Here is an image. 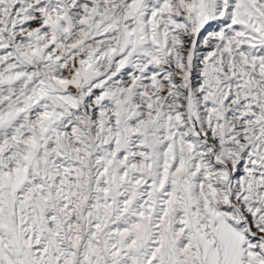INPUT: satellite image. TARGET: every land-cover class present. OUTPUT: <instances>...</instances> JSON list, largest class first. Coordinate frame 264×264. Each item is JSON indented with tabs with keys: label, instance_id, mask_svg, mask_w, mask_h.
<instances>
[{
	"label": "snow or ice",
	"instance_id": "6c2138e0",
	"mask_svg": "<svg viewBox=\"0 0 264 264\" xmlns=\"http://www.w3.org/2000/svg\"><path fill=\"white\" fill-rule=\"evenodd\" d=\"M0 264H264V0H0Z\"/></svg>",
	"mask_w": 264,
	"mask_h": 264
}]
</instances>
